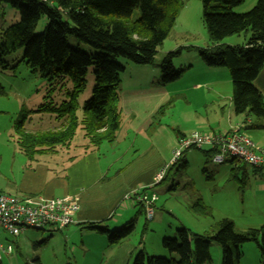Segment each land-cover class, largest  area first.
<instances>
[{
	"label": "trees",
	"instance_id": "trees-1",
	"mask_svg": "<svg viewBox=\"0 0 264 264\" xmlns=\"http://www.w3.org/2000/svg\"><path fill=\"white\" fill-rule=\"evenodd\" d=\"M9 1L18 10L19 20L2 33L0 63L2 54L21 46L22 61L31 71L38 72L50 82L65 78L72 82L69 98L60 107L54 105L48 94L35 109L20 108L12 126L18 147L29 158L36 153L69 144L79 126L92 146L103 141H114L120 121V74L124 70V65L118 59L152 65L158 48L169 35L184 5V0ZM243 1L202 0V22L211 45L186 48L195 51L208 66L228 69L235 114L245 118L250 115L264 118V99L253 84L264 66V0H256L246 12H233L232 8ZM134 9L139 10V15L131 19ZM41 16L46 18L44 30L36 33ZM240 33L247 34L245 43L222 42L226 37ZM67 35L90 45L95 51L87 53L71 46ZM180 51L179 47L165 53L160 59L161 84L173 82L181 76L183 69L175 68L172 63ZM89 66L93 67L94 84L91 96L83 104V115L79 118L76 99L85 88ZM52 90L50 87V92ZM4 93L0 86V94ZM49 110L58 111L56 118L61 121L60 127L40 132L25 129L24 121L30 112ZM212 151L210 149L205 153L207 160ZM230 162L238 164L235 159ZM239 167L236 165L232 171ZM191 207L195 214H211L210 207L200 199L194 201ZM134 225L135 219H131L119 230L110 231L93 224L89 227L105 233L109 244H116L132 232ZM211 240L221 247V264H238L241 258L239 247L247 241L256 242L260 262L264 264V225L238 230L227 217L216 221L207 234L191 233L185 227L178 228L176 236L162 239V246L170 253L168 257L148 254L141 249L132 264H207L211 259ZM24 264L42 262L35 256Z\"/></svg>",
	"mask_w": 264,
	"mask_h": 264
},
{
	"label": "crops",
	"instance_id": "crops-1",
	"mask_svg": "<svg viewBox=\"0 0 264 264\" xmlns=\"http://www.w3.org/2000/svg\"><path fill=\"white\" fill-rule=\"evenodd\" d=\"M173 33L172 28L161 49L158 48L152 65L130 67L126 76L124 66L118 90L120 121L114 141L92 146L84 133L75 141V133L69 144L36 153L31 158L18 147L19 152L12 155L7 174L0 173V190L3 192L18 196L72 195L77 199L80 206L74 215L75 222L63 230L69 240L80 238L84 264L96 263V257H100L103 264L131 263L132 255L139 247L137 242L128 235L116 244H109L105 233L89 225L104 226L110 230L125 225L131 219L137 220L140 211H143L142 205L134 197L124 198V195L131 190L140 191L143 187L152 190L159 184L165 174L161 181L152 185L154 176L165 165L168 164L169 168L174 164H169L171 150L179 138L192 129L215 133L239 130L252 140L256 148L264 150V131L253 138L246 130L249 117L235 114L230 105L231 79L226 67L208 66L199 55H193V65L189 58L179 59L184 66L175 63L174 59L184 50L191 51L186 47L211 45L207 32V40L204 35L201 37L202 44L175 42L163 48L164 42ZM246 38L247 34H244L241 41L238 34L222 42L243 44ZM179 47L181 51L172 63L175 68H183L184 73L190 74V82L185 87L179 85L180 76L173 82L161 84L159 61L165 53ZM186 61L188 67L185 66ZM253 84L264 99V66ZM184 91H188L189 95ZM179 95H183L188 104L183 112L174 116L170 114L169 118L166 115L158 117V109ZM260 126L264 128V124ZM208 150H202L206 160ZM185 154L183 152L179 160L184 158V166L187 163ZM244 173L247 174L246 171ZM154 205L156 209V203ZM4 233L8 234L1 231L0 241L3 238L9 242ZM17 242H14L15 252L4 253L3 258L1 254L0 264H20ZM138 245L142 246V242Z\"/></svg>",
	"mask_w": 264,
	"mask_h": 264
},
{
	"label": "rangeland",
	"instance_id": "rangeland-1",
	"mask_svg": "<svg viewBox=\"0 0 264 264\" xmlns=\"http://www.w3.org/2000/svg\"><path fill=\"white\" fill-rule=\"evenodd\" d=\"M201 1L184 0V5L180 9L173 26L174 33L164 42L163 48H167L175 42L202 44L200 43L202 42V35L207 40L206 29L202 23ZM255 2L256 0H244L238 6L233 7L232 11L235 13L246 12L252 8ZM138 15L139 10L134 9L131 19H136ZM18 20L19 12L12 6L11 2L0 0V41L4 37L2 34L4 29ZM45 23V16H41L35 32H42ZM234 35L226 37L225 40L237 37L238 34ZM66 38L71 46L78 47L87 53L95 51L93 47L77 40L72 35H67ZM240 39L241 41L244 40V33H240ZM193 55L197 56L198 54L193 50L188 52L184 50L182 55L174 59L176 65L184 66L179 61L182 58H189L193 65ZM22 56L23 48L21 46L1 55L0 86L5 91L4 94H0L1 174H7L12 155L19 152L16 143L17 136L12 125L20 108L35 109L43 103L48 94L51 95L54 105L60 107L63 101L68 100V92L72 89V82L69 78L50 82L38 72L31 71L22 61ZM118 61L125 66L124 76L129 73L130 67L142 66L123 58H119ZM188 64L185 66L188 67ZM189 75L183 72L180 80H178L179 85L187 86L190 82ZM85 79V88L76 99V113L79 118L83 115L84 102L91 96L94 84L92 66L88 67ZM50 87L53 88L52 92H50ZM184 92L189 95L188 91ZM184 98L183 95H179L166 102L158 109V117L166 115L169 118L170 114L174 116L182 113L185 106L188 105ZM231 104L232 102H230ZM57 115V110L30 112L24 121V127L31 132L58 128L61 126V121L56 118ZM246 123V130L253 138L264 131V128L260 126V124H264L263 117L250 115ZM174 130L177 132L176 129ZM192 131L193 129L189 133ZM82 133L83 130L79 126L74 140L77 141ZM203 149L205 148L185 150L186 166H184L185 160L182 158L181 161L166 168L165 177L159 184L155 185L152 190L148 188L157 195V199L154 201L157 208L153 219H147L144 211H142L135 220L134 228L128 237L135 243L137 242L139 247L133 253L130 264L142 248L148 254L168 257L170 253L162 246V239L176 236V229L181 227L187 228L191 233L207 234L211 232L214 223L223 217L230 218L238 230L249 226L264 225V167L259 168L240 163V167L232 171L233 167L238 165L237 163H231V160H226L223 163H215L211 159L208 161L202 152ZM172 151L173 149L170 155H172ZM245 171L247 174L244 173ZM232 175L236 177H232ZM198 199L210 207V215H198L193 212L191 206ZM123 226L124 224L110 229V231L119 230ZM4 236L12 244V252H15V243L18 241L19 251L17 254L20 264H24L26 260L35 256L40 258L42 264H84L79 244L80 238L74 237L75 239L69 240L65 230L58 229L53 225H47L44 229L27 228L18 237L6 233ZM139 242H142V246L138 245ZM0 243L5 245L7 240L4 241L2 238ZM144 243L145 248L143 247ZM239 251L241 258L238 264H261L260 252L255 241L244 242L239 247ZM209 252L211 259L207 264H221V247L214 240L210 241ZM2 254L3 258L4 253ZM94 264H103L100 257H96Z\"/></svg>",
	"mask_w": 264,
	"mask_h": 264
},
{
	"label": "built area",
	"instance_id": "built-area-1",
	"mask_svg": "<svg viewBox=\"0 0 264 264\" xmlns=\"http://www.w3.org/2000/svg\"><path fill=\"white\" fill-rule=\"evenodd\" d=\"M47 2L48 0H41ZM190 148H209L212 151L210 159L215 163L235 159L254 167H264V150L256 148L252 140L242 131L232 130L225 133L193 130L179 138L173 148L170 163H176L183 152ZM168 164L162 167L154 176L152 185L164 177ZM142 205L147 217L151 219L155 211V192L146 190H131L124 198H133ZM79 203L72 195L59 197H44L43 195L18 196L0 190V232L6 231L11 236H18L27 228L44 229L53 225L63 229L75 222V213L79 210ZM12 244L0 243V257L2 253H11Z\"/></svg>",
	"mask_w": 264,
	"mask_h": 264
}]
</instances>
